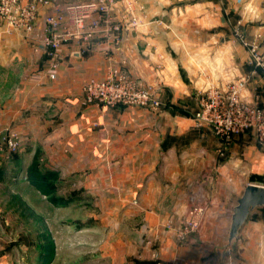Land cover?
Masks as SVG:
<instances>
[{"label": "crops", "instance_id": "1", "mask_svg": "<svg viewBox=\"0 0 264 264\" xmlns=\"http://www.w3.org/2000/svg\"><path fill=\"white\" fill-rule=\"evenodd\" d=\"M130 1L139 25L131 27L126 3L115 2L118 41L97 32L85 45L62 44L54 78L42 45L48 6L30 32L0 27V129L22 138L16 151H0V200L26 192L46 199L52 223L54 212L76 206L93 215L94 224L78 229L104 235L79 242L74 264H142L152 254L172 264H264V206L228 240L244 187L264 185V146L250 132L222 141L192 117L209 86L254 68L233 33L238 22L245 40L260 32L264 53V0ZM113 68L148 87L159 106L85 103L84 82ZM255 92L264 107L259 73L242 93L253 100ZM30 247V264H71L52 242ZM12 259L0 254V264Z\"/></svg>", "mask_w": 264, "mask_h": 264}, {"label": "built area", "instance_id": "2", "mask_svg": "<svg viewBox=\"0 0 264 264\" xmlns=\"http://www.w3.org/2000/svg\"><path fill=\"white\" fill-rule=\"evenodd\" d=\"M125 2L128 9L127 20L131 27H137L139 20L133 13L130 0H85L65 3L62 6L51 0H0V27L4 34L16 31L30 32L41 7H49L43 17L45 34L42 45L49 57L47 74L56 76L60 58V47L68 41L87 44L92 36L101 32L114 36L118 41L121 25L113 22L112 7L115 2ZM239 22L234 28L236 35L248 52L249 62L254 68L245 75L229 80L223 87L209 86L198 100L193 119L199 126L209 127L222 141L233 136L250 132L256 142L264 146V107L258 104V93L253 100L243 96L251 76L259 73L264 80V53L261 49V34L257 32L250 39L242 38ZM85 103L156 109L159 100L146 86L140 85L129 73L111 69L103 78H91L81 87ZM22 142L14 128L0 129V151L14 152ZM142 264H172L155 254Z\"/></svg>", "mask_w": 264, "mask_h": 264}, {"label": "rangeland", "instance_id": "3", "mask_svg": "<svg viewBox=\"0 0 264 264\" xmlns=\"http://www.w3.org/2000/svg\"><path fill=\"white\" fill-rule=\"evenodd\" d=\"M1 198L0 235L5 239V242L1 244L0 254L9 259L13 258L10 264H30V261H26L25 258H31L36 253L34 249L31 251L30 246L33 241L38 242L40 248L47 242H52L53 245L59 246V250H63L65 255L63 257L69 258L71 264H74L80 253L79 242H100L104 235V233L101 235V233L80 232L79 225L86 224V221L89 224H94L96 220L93 215L89 216L88 212L85 214L83 209L77 206L67 214H63L62 210L54 212L55 223H52V214L47 215L46 199L37 200L30 192L24 193L23 200L14 194L12 196L6 194ZM88 205L90 206L91 203ZM8 215L9 217H7ZM62 221H69V226L67 223H61ZM65 244L71 245L67 247ZM42 256L44 255H39L40 258Z\"/></svg>", "mask_w": 264, "mask_h": 264}, {"label": "water", "instance_id": "4", "mask_svg": "<svg viewBox=\"0 0 264 264\" xmlns=\"http://www.w3.org/2000/svg\"><path fill=\"white\" fill-rule=\"evenodd\" d=\"M264 206V185L248 183L237 198L230 216L228 240L234 239L251 209Z\"/></svg>", "mask_w": 264, "mask_h": 264}, {"label": "bare ground", "instance_id": "5", "mask_svg": "<svg viewBox=\"0 0 264 264\" xmlns=\"http://www.w3.org/2000/svg\"><path fill=\"white\" fill-rule=\"evenodd\" d=\"M23 178V177H22Z\"/></svg>", "mask_w": 264, "mask_h": 264}]
</instances>
